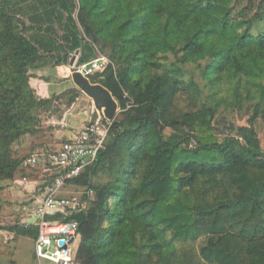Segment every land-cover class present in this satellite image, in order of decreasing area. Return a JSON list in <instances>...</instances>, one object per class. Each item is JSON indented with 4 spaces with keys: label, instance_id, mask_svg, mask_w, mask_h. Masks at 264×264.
<instances>
[{
    "label": "trees",
    "instance_id": "1",
    "mask_svg": "<svg viewBox=\"0 0 264 264\" xmlns=\"http://www.w3.org/2000/svg\"><path fill=\"white\" fill-rule=\"evenodd\" d=\"M76 52L74 66L113 63L88 79L119 109L68 181L91 191L87 210L50 218L77 222L79 264H264V0H0V181L14 179L13 146L54 102L30 79ZM71 88L67 107L81 93ZM251 103L247 126H213L220 109Z\"/></svg>",
    "mask_w": 264,
    "mask_h": 264
},
{
    "label": "rangeland",
    "instance_id": "2",
    "mask_svg": "<svg viewBox=\"0 0 264 264\" xmlns=\"http://www.w3.org/2000/svg\"><path fill=\"white\" fill-rule=\"evenodd\" d=\"M71 74L72 70L70 76ZM45 77H48L46 73ZM53 84L50 97L53 95L54 102L49 110L50 115L49 112H45L46 116L41 113V124L36 134L21 138L12 149L15 158L23 161L35 156L37 164L27 169L20 168L13 180L0 181V200L3 203L0 224L5 227L16 224L24 226L33 224L35 221V217L32 216L33 210L37 206V200L44 192L46 179L49 177V173L45 170L50 168L52 157L60 145L70 139V136L67 135L69 132L75 133L80 129L79 125L82 124L83 127L90 119L96 118V114L93 112L92 115L91 113L92 106H94L92 101L83 93H78L73 104L67 107L72 95L71 85L59 80L54 81ZM74 88L78 89L75 85ZM257 100L258 97L254 102ZM258 102H260L264 113V98ZM253 104H244L242 108L234 109L235 111L220 109L214 116L213 126H225L226 122L236 126H247L248 120L255 114ZM118 113L119 109L117 115ZM61 117H63L62 120H59ZM79 122L81 123L78 124ZM103 123L105 124V121ZM254 124L257 138L264 149V120L257 117ZM165 134H169V130H166ZM74 191L71 187L67 188V192ZM33 245V240L30 238L18 237L7 231L0 232V264H47L46 261L36 260Z\"/></svg>",
    "mask_w": 264,
    "mask_h": 264
},
{
    "label": "built area",
    "instance_id": "3",
    "mask_svg": "<svg viewBox=\"0 0 264 264\" xmlns=\"http://www.w3.org/2000/svg\"><path fill=\"white\" fill-rule=\"evenodd\" d=\"M109 66L115 69L106 56L98 54L89 63L73 66L72 72L76 71L88 79ZM92 109L91 113L93 115L94 112L96 118L90 119L79 133L60 145L52 157L50 168L45 170L52 179L45 185L42 196L37 200V206L33 210L35 221L32 224L37 230L33 253L39 262L79 264L75 258L79 238L77 222L50 218L59 216L63 220L77 212H84L89 206V202L82 200V195L91 194V191L75 189L74 192H67V188L70 187L68 181L79 177L94 162L107 139L110 121L101 117L94 106ZM36 164L37 158L32 156L23 160L20 168L27 169Z\"/></svg>",
    "mask_w": 264,
    "mask_h": 264
},
{
    "label": "water",
    "instance_id": "4",
    "mask_svg": "<svg viewBox=\"0 0 264 264\" xmlns=\"http://www.w3.org/2000/svg\"><path fill=\"white\" fill-rule=\"evenodd\" d=\"M77 53H75V56L69 62L71 68L74 66ZM71 80L76 88L92 101L94 108L101 117L108 121H112L116 117L118 105L107 89L100 84H91L89 79L83 77L76 71L72 72Z\"/></svg>",
    "mask_w": 264,
    "mask_h": 264
},
{
    "label": "crops",
    "instance_id": "5",
    "mask_svg": "<svg viewBox=\"0 0 264 264\" xmlns=\"http://www.w3.org/2000/svg\"><path fill=\"white\" fill-rule=\"evenodd\" d=\"M70 72H71V67L69 65L68 66L55 67L52 71H48V70H41L40 71L39 70L36 72L35 76L30 79V85L36 91V94L38 97L48 98L52 93V89L54 87V84H53V81H50L49 79H47V80L41 79V78H43L42 76H45V73H46V75L53 76L54 78L64 79L65 83L72 86L73 82L71 80ZM81 122H79L78 124H80ZM79 126H80L79 127L80 129L78 131H76L75 133L69 132L67 134L68 136H70V139L82 130V128H83L82 124ZM30 225H32V224H30ZM77 246H78V244H76V247ZM46 263L51 264L48 262H46Z\"/></svg>",
    "mask_w": 264,
    "mask_h": 264
}]
</instances>
